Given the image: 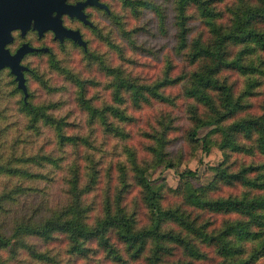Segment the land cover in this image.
I'll use <instances>...</instances> for the list:
<instances>
[{"label":"trees","instance_id":"obj_1","mask_svg":"<svg viewBox=\"0 0 264 264\" xmlns=\"http://www.w3.org/2000/svg\"><path fill=\"white\" fill-rule=\"evenodd\" d=\"M104 2L108 10L96 12L103 10L98 27L106 48L101 50L119 51L122 59H128L134 51L141 53L145 38H160L163 42L157 48L150 44L143 51H164L162 71L141 81L120 65L111 64L113 58L108 60L98 51L100 44L81 35L84 43L78 45L83 53L79 70L64 58L57 59L51 49L46 50L51 68L61 78L54 79L55 74L50 81L40 74L36 80L53 94L59 93L49 102L33 103L27 75L30 65L24 64L26 95L20 88V109L26 117L25 125L33 132H48L53 148L51 154L22 157L23 162L48 166L45 171L17 165L5 168V174L28 176L35 185L44 179L45 184L37 187L43 196L28 204L32 213L28 214L29 208L23 205L10 232L0 231V250L14 239L36 237L48 241L62 234L67 250L89 259L88 264L89 253L95 249L117 264H255L264 257V162L241 165L236 170L228 161L213 166L215 174L205 188L190 187L183 193L182 203L164 206L159 187L146 175L131 145H123L126 159H109L104 164L91 145L96 130L128 140V125L131 128L137 121L136 115L145 105L182 102L185 133L190 141L202 140L207 149V137L200 138L198 129L215 125L212 131L221 133L215 142L222 149L253 150L264 156V104L258 114L240 115L250 106L247 98L255 92L258 82L254 73L264 75L260 56L264 52V0H124L131 10L120 18L116 5L111 8L110 0ZM232 44L239 45L234 53L229 49ZM96 61L108 76L97 103L94 100L99 94L91 90L97 82L87 74L97 66ZM64 83L69 89L65 90ZM180 116L159 114L152 134L154 143L149 145L155 161L168 168L176 167L166 143L171 131L179 127L174 121ZM249 138L253 141L247 145L243 139ZM128 170L146 207V221L140 225H136L135 211L127 210L123 202L130 187ZM175 171L181 178L198 175V169ZM60 182L57 195L47 197L48 189ZM224 185L245 189L215 194ZM25 189L21 185L4 189L0 203L10 200L14 190L21 194ZM97 207L98 215L90 222L89 212ZM42 211L46 214H38ZM216 214L221 215L218 224ZM202 246L211 248L215 256H209ZM23 247L40 262L58 264L27 239ZM174 252L175 258H171Z\"/></svg>","mask_w":264,"mask_h":264},{"label":"rangeland","instance_id":"obj_2","mask_svg":"<svg viewBox=\"0 0 264 264\" xmlns=\"http://www.w3.org/2000/svg\"><path fill=\"white\" fill-rule=\"evenodd\" d=\"M115 1L110 0V3H113L111 8H115L116 5L118 18L130 13L131 7L124 5V0ZM104 4L105 5L102 6V9L108 10L106 3ZM101 12L96 13L89 22H83L81 25H77L79 34L85 39L89 38L94 40L93 43L100 44L98 51L101 52L104 58L108 60H112L113 58L111 64L120 65L124 71H127L131 75L138 76L141 81L147 80L146 78H149L150 76L155 77L159 75L162 71V60L165 58L164 51H160L159 49L158 51L154 49L152 52L143 50L148 49L150 44H154V46H156L155 48H157L163 41H161L160 38H145V41L142 44L143 47H140L143 49L140 50L141 53L134 51L128 59H122L124 56L119 51L111 52L109 50H101V47L106 48L104 42H102L103 39L99 36V27H101L99 26V22L103 17ZM87 27H92L93 30H90ZM96 27H98L97 30ZM83 37L82 40L84 41ZM142 40H144L143 37L140 38V41ZM36 43H38L36 45L41 48V51L38 53H30L28 56H25L21 63L30 65V70L27 75L29 77V89L32 92V98L30 99L31 102L37 103L41 100L49 102V98L54 99L59 92L53 94L36 80L38 75L43 74L44 77H48L51 81L50 78L57 73V70L50 66V53L46 50L48 48L51 49L57 59L64 58L71 67L79 70L82 66L80 60L83 57L82 49L78 46L81 43H78L77 40L71 37L63 36V38L60 39L58 37H53L52 34L49 33H46L41 39L38 38ZM238 47L239 45L232 44L229 46V49L231 53H234ZM129 52L130 50L127 51L126 55ZM260 56H262L263 67L264 52L260 53ZM115 58H117V62ZM119 59H122L121 64L118 63ZM95 64L97 66L94 70L91 72L87 71V74L93 76L97 82L91 86V90L94 93L99 94L98 99L94 100V102L97 103L101 101V95L106 88L103 86V83L107 82L108 76L101 71L97 61ZM81 72L85 74V72ZM11 74V71L6 67L0 68V166H2V168H0V193L2 191L4 192V189L6 188H12L13 190L17 185L25 186L27 189L21 194L20 192L16 193L14 190L10 200L4 201L5 203H0V231L5 233L10 232L15 220L22 214V210L24 209L23 205L29 208V203H34L43 196V194L37 191V187H43L45 184L44 179H41L38 185H35L32 183V178L28 176L21 177V175H16L13 172L5 174V168H14L17 165L22 166L27 170L39 169L45 171V169H48V166L36 165L31 161L23 162L21 161L22 157L33 156L36 154H51L53 148V141L48 132L37 133L33 132L31 127H26V117L20 109L21 90L16 83L17 80L15 79V76H12ZM254 75V78L258 82L254 87L255 92L247 98L250 106L240 115L246 113L258 114L262 111L264 104V75L258 74L257 72H255ZM57 78H61V76H57L56 74L54 79ZM243 84L244 81L238 88H241ZM65 85V90L69 89L67 84ZM65 85H63V87H65ZM109 86L112 88L111 85ZM184 105L185 104L182 102L181 104H160L155 102L153 104L145 105L136 115L137 121L133 122L131 128H129L130 125H128V129L130 130V138L128 140L112 138V136H106L104 133L96 130L92 134L94 138L91 145L93 149L92 152L100 158L101 164H104L105 161L109 159H113V162L118 159H126L127 152L125 153L123 151V145H131L136 153L137 161L142 166H145L146 175L153 179L154 184L159 187V190L161 191V202L164 206L182 203L183 193L187 192L190 187L205 188L215 174L213 166H218L221 163L228 161L230 163V168L236 170L241 165H252L264 162V156L258 151L248 150V153H245L219 147L215 141L219 140L221 133L218 130L212 131V129L215 128V125L203 126L198 129V136L200 138H202V136L207 137V149L203 148L202 140H199V142H193L187 139V134L185 133L187 122L182 110ZM169 113L171 115L176 114V116L181 114V116L176 122L173 120L179 127L171 131L168 137L169 140L166 143V150H172V157L176 164V170L182 171L186 168L198 169V175L196 176L181 178L178 172L175 171V168L165 167L163 163L156 162L155 157H152L149 145L154 143L152 134H154V128L157 125L156 119L159 114H163V116L168 114L169 117H171ZM145 132H148V135H146ZM252 141L253 138L243 139V142L247 145H250ZM44 163L48 164V162ZM113 175H116V171L113 172ZM127 181L130 183V187L128 193L126 192L124 194L123 202L127 205V210L135 211L136 225H140L146 221V207L139 199L140 189L134 183L135 180L130 170H128ZM60 185L61 182L52 185L48 189L49 192L46 196L55 197L58 193L57 188ZM244 189L245 188H242L240 185H224L221 186V189L216 191L215 194L226 195L228 193H240ZM97 204H99L98 201ZM98 212V207L89 212L88 219L90 222L95 219ZM31 213L32 211L29 208L28 214ZM38 214L45 215L46 211H42ZM215 216L217 218L215 224H218L221 220V215L216 214ZM26 239L27 242L35 243L38 249L42 251L45 250L49 254L50 260L54 259L58 264H88L89 259L73 256V254L67 250L66 239L62 234H55V236L48 241H43L36 237L14 239L13 243L8 245L7 248L0 250V264H50V261L48 260L46 262H40L36 258L31 257L23 247V243ZM91 246L93 247L95 245L92 244ZM202 248L208 252L209 256H212V254L213 257L215 256L211 248L209 249L203 246ZM100 252H102L100 249H95V251L89 253V258H91L89 264H117L116 262L108 261L107 258L104 259ZM175 255L176 253L174 252V255L171 258H175ZM138 261L142 262V260ZM263 261L264 257L260 258L255 264H261ZM207 262L208 261H204L203 264H208Z\"/></svg>","mask_w":264,"mask_h":264},{"label":"flooded vegetation","instance_id":"obj_3","mask_svg":"<svg viewBox=\"0 0 264 264\" xmlns=\"http://www.w3.org/2000/svg\"><path fill=\"white\" fill-rule=\"evenodd\" d=\"M21 3L22 0H0V12L9 11L16 13L21 8ZM101 3L104 4V0H53V3L50 2L48 7L43 8V12L49 17H55L64 27L77 30V25L79 26L83 22H89L95 16V13L102 9ZM64 5H70L73 8L72 13ZM74 10L81 13L83 18H80ZM38 28L33 18L24 30L20 26H11L8 29L9 39L2 41L3 48L7 49L10 54H14L23 43L35 47L36 49L28 50L21 56V62L28 52L40 50L37 49L40 47L36 45L38 38H42L46 33L52 34L55 37L53 28L46 24L43 26L41 32H39Z\"/></svg>","mask_w":264,"mask_h":264},{"label":"water","instance_id":"obj_4","mask_svg":"<svg viewBox=\"0 0 264 264\" xmlns=\"http://www.w3.org/2000/svg\"><path fill=\"white\" fill-rule=\"evenodd\" d=\"M50 2L53 3V0H22L21 8L16 13H11L9 11L0 12V68L4 66L10 68L11 73L14 74L17 80L18 87L25 92V95L26 87L23 70L26 69V66L20 62V58L28 50L36 48L27 45V43H23L14 54H10L7 49L3 48L2 41L9 39L8 29L11 26H20L22 30H24L33 18L35 24L39 27V32H41L43 26L46 24L53 28L55 37L62 39L63 36H67L77 40L78 43H84L78 30L64 27L55 17H49L43 12V8L48 7ZM101 5L104 6L103 3H101ZM64 6L72 13L73 8L70 5ZM75 13L80 18H83L81 13L77 11H75Z\"/></svg>","mask_w":264,"mask_h":264}]
</instances>
